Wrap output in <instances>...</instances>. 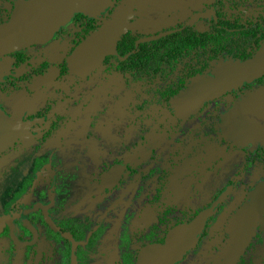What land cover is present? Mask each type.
Segmentation results:
<instances>
[{"label": "flooded vegetation", "instance_id": "obj_1", "mask_svg": "<svg viewBox=\"0 0 264 264\" xmlns=\"http://www.w3.org/2000/svg\"><path fill=\"white\" fill-rule=\"evenodd\" d=\"M127 1L104 0L94 13L75 11L47 39L0 53V107L11 121L10 142L0 150V180L4 181L7 176L10 190L16 181V192L27 191L32 195L26 206L0 208V220L4 218L0 239L5 238L0 240L2 264H122L119 257L111 256L114 248L107 243L128 224L132 225L122 211L136 201H140V210L149 216V221L137 227L131 237L134 241L129 249L131 264H137L142 248L164 243L171 229L191 222L213 205V213L206 219L198 241L173 264L187 256L190 264H204L201 255L192 254L205 242L208 246L218 244L211 262L215 264L232 237L228 231L231 219L264 181V142L240 145L223 128L224 116L233 104L248 92L264 86V71L255 79L204 101L190 113L183 114L173 103L197 75L214 76V68L220 60L244 61L257 54L264 45V0H231L229 7V0H209L202 10L192 9L188 21L180 19L175 25L156 32L152 31L154 27L148 32L140 25L139 3L147 0H134L116 41V50L106 53L87 73L79 74L70 64V55L111 21ZM239 3L248 5L242 8L247 15L228 14L227 8L237 10ZM251 3L257 7H251ZM14 7L13 0H0V24L10 19ZM197 19H210L211 23L207 28H199L194 25ZM220 20L256 31L259 39L254 52L248 57L225 52L210 61L203 71L184 77L173 92L175 77L171 73L159 75L157 49L148 43L180 27L207 30ZM137 28L144 32H137ZM142 43L145 48L132 58ZM50 44L61 46L59 56L48 57ZM72 82L87 83L85 87L90 92L85 100H79L78 87L71 91ZM52 84L59 85L50 88ZM253 84L257 87L252 89ZM131 89L133 100L126 108L130 117L119 128L124 139L122 137L118 147L103 144L97 160L82 157L86 147L78 152L66 147L68 140L83 136L86 131L92 132V120L102 111L99 106L106 105V95L110 92L117 95L116 91L123 94ZM69 91L72 92L70 97L65 95ZM98 91L101 94L97 97ZM228 95L231 99L226 100ZM37 100L41 101L33 109L24 105ZM211 103L214 106L205 111ZM115 117L119 119L118 114ZM47 143L52 147H46ZM58 159L65 169L83 165L81 169L95 176L96 182L84 181L76 173L70 176L63 171ZM256 168L259 175L254 172ZM123 186L127 187L124 191L129 192L127 197L121 195ZM207 188L210 192L204 201L203 191ZM243 188H246L244 198L234 205ZM75 193L83 197H75ZM117 197L120 205L114 202ZM74 198L90 203L98 198L103 202V212L99 213L98 209L93 218L84 211L75 216L61 215L66 214ZM185 202L193 213L171 222L168 229L162 231L166 215L173 213L175 207L179 208L176 204ZM63 207V213L56 212ZM221 212L226 214L221 229L210 231V221ZM121 216V226L117 225L119 219L111 231L110 219ZM256 239L264 243L261 224L254 228V234L233 264L250 263L251 258L256 261L254 264H264V245L257 247L262 253L257 251L242 260L245 250Z\"/></svg>", "mask_w": 264, "mask_h": 264}, {"label": "water", "instance_id": "obj_2", "mask_svg": "<svg viewBox=\"0 0 264 264\" xmlns=\"http://www.w3.org/2000/svg\"><path fill=\"white\" fill-rule=\"evenodd\" d=\"M10 19L0 24V53L22 48L30 43L47 39L75 11L94 13L104 0H13ZM134 0L126 5L98 32L83 41L70 55L72 68L85 74L99 63L104 55L116 50ZM264 71V45L247 60H220L214 76L197 75L188 89L173 100L174 107L184 113L192 112L204 101L250 81ZM10 117L0 107V150L10 142ZM225 132L240 145L253 146L264 142V86L248 92L236 101L224 116ZM214 205L201 211L189 223L171 229L164 243L151 244L141 249L137 264H173L198 241L206 219ZM7 218V217H6ZM4 219V218H2ZM0 220V228L2 225ZM264 228V181L250 193L249 199L237 211L228 225L230 241L218 255L215 264H233L242 248L254 234V228Z\"/></svg>", "mask_w": 264, "mask_h": 264}, {"label": "rangeland", "instance_id": "obj_3", "mask_svg": "<svg viewBox=\"0 0 264 264\" xmlns=\"http://www.w3.org/2000/svg\"><path fill=\"white\" fill-rule=\"evenodd\" d=\"M207 1L209 0H147V1L140 2L139 9L141 11V16L139 20H141L140 25L142 27V30L145 29L147 31L149 30L148 32H150L151 28L154 27L152 31L156 32L157 30L163 29L165 27L167 28V26L169 27V25L170 26L175 25V23L178 22L180 19L182 20L185 19L183 21H188V19H190L191 16L189 18L187 16L190 15L192 9L197 8L199 10H202L205 6V2ZM251 4H252L251 7L253 6L257 7V4L255 3H251ZM227 5L228 7L232 5L231 0L227 2ZM239 6L240 8L237 10H232V8H229V9L227 8L228 14L243 13L244 15H247V12H244L242 8L248 5L247 4L242 5L239 3ZM210 23H211L210 19L208 20L207 19H203V20L197 19L194 22V25H196L199 28H207L209 27ZM140 31H139V28H137V32H140ZM142 32L144 31H141V33ZM60 54H61V46L52 47L51 44L48 46V49H47L48 57L55 58L59 56ZM119 81L120 82L123 81V78L121 77ZM86 84L87 83L81 84V82H78V83L72 82V85H74V87H72L71 91L74 90L75 87H78L79 100H85L86 96L89 95L90 91L89 89H87V87H85ZM58 85L59 84H52L50 88L51 87L55 88ZM256 87H257V84L252 85V89ZM244 89H246V91L249 90L248 87H244ZM71 91H69L65 95L70 97L72 94ZM104 91H106V89H104ZM116 93L117 95L111 92L109 95H106V98H105L107 100L106 105L104 104L103 106H99V108H103V109L99 113V115L95 114L94 116L95 118L94 120H92V123H93L91 124L92 132L89 133L90 131L89 132L86 131L85 132L86 134H84L83 136L79 135L77 138H74V140L73 139L68 140V142L66 143L67 144L66 147L68 149L72 150V152L73 151L78 152L79 150L81 151L82 148L85 149L86 147V150H87L86 154H84L82 157L86 160L87 159L97 160L96 155L101 150L103 144L109 145V148L110 147L116 148L118 147V145L122 143L123 136L121 137L119 128L120 126L124 124L126 119L130 117L126 112V108L128 107V102H130V100H133L132 98L133 89H131V91H126L123 94H121L118 91H116ZM100 94L101 92L99 93L98 91L97 97L100 96ZM228 99H231L230 95L226 97V100ZM40 101L41 100H37L36 102L24 103V105L29 109H33L34 106H36ZM212 106H214V103H211V105H209L205 111H208L209 108H212ZM95 109H97V106H95ZM94 111L95 110H93V112L91 113H94ZM116 114L119 115V119L115 117ZM218 114H220L219 111H217V115ZM133 115H134V112H133ZM45 146L52 147L48 143L45 144ZM64 154H66V152H63L62 155L65 156ZM78 158L79 159L81 158L80 153H79ZM112 159L113 157L111 158L110 161H112ZM58 160L61 162L60 166L63 168V171L68 172L70 176H72L73 173H76V174H79V176L84 181H90V182L92 181L93 183L96 182L95 176L94 177L92 175L90 176L89 173L87 174V171L84 170V168L81 169L83 165H81L80 167H76V168L65 169L62 163V160L61 159H58ZM97 171L100 172V168L99 169L97 168ZM254 172L255 174L259 175L258 168H256ZM1 180H0V205H1L0 208L1 209L12 207V205H14L15 208H21L23 206L28 205L27 202L32 198V195H28L27 191H24V193L16 192L17 190L16 181H14L13 187L10 190V187H9L10 184L7 183V181H10V180L8 179L7 176L4 181H1ZM253 180L255 181V179ZM126 188L127 187L123 186V188L120 189L122 191L121 195L123 197L129 196V192L124 191V190H127ZM245 191H246V188H243V193H241L239 197H236V199L234 200L235 201L234 205H237L238 202L244 198ZM209 192H210V188H207L203 191V195L205 196L204 201H206V197L209 195ZM78 193L80 194L79 188H78ZM74 196L75 197L77 196L79 198L83 197L82 194L81 195L76 194ZM117 199L118 197L114 199V202L117 205H120ZM228 201L229 200H227V202ZM90 204H92V206H90ZM101 204H103V202L102 200L98 198L94 199L93 203H90V201L87 202V201H82L81 199L74 198V201L72 202V204L69 206L68 209H66L65 211L66 214L65 213L61 214L64 212V207L61 210L56 211V212L61 215L75 216L78 212L84 211L85 215L91 214V218H93L94 215L97 214L98 209L101 210V212L99 213L103 212V209H102L103 207L101 206ZM176 205L179 208L175 207L176 209L173 213L169 214L168 216L166 215L165 220L163 221L162 226H161L162 231L168 229L171 222L177 221L178 219L182 217H187L188 214L193 213V211L190 212L189 208L191 207H187V202H185V204L182 203L181 205H178V204ZM129 208L124 209L122 212L123 214H125L127 217L130 218L129 221L130 222L132 221V225L128 224L126 227H124V230L120 231L119 234H117L115 237L112 238V240H110V242L107 243V246L110 245L111 247L114 248V250H111V256L116 255L117 257H119L118 259L122 264H131L132 261L130 260L131 255L129 254V249L134 245V241L132 240L131 237L134 235L137 227L142 226L144 223L149 221V216H146V214L140 210V201H136L134 205L130 209ZM225 217H226V214L224 212H221L220 214L215 216V218H212V220L210 221L211 224L209 225L210 231H213V230L219 231L221 229V226L223 225V221ZM122 218L123 216H121V218L112 217L110 219V225H111L110 230L111 231L113 228H115L114 225L117 221H119V219L120 221L117 223V225L121 226ZM118 230L119 228L117 227L116 232ZM3 239L5 238H1L0 240H3ZM221 240H222V237H221ZM260 241L261 240H258V239L252 241L250 246H248V248L245 250L242 256V260H244L247 256H248L247 258L249 259L250 256L252 254H256L257 251L261 252V249L257 247L259 246L261 247V245H264V243H260ZM217 249H218L217 243L213 244L212 246H208L206 245V242H205L203 245L201 244L200 246L195 248L192 255L194 257H198L199 255H201L202 260H205L204 264H211L213 256L215 252L217 251ZM136 250H137V245H135V251ZM188 258L189 256H187L185 260L181 261L178 264H190V261H187ZM0 259H2L0 260V263L1 264L4 263V259L2 256H0ZM250 261H251L250 263H242V264H254L256 262L252 258L250 259Z\"/></svg>", "mask_w": 264, "mask_h": 264}, {"label": "trees", "instance_id": "obj_4", "mask_svg": "<svg viewBox=\"0 0 264 264\" xmlns=\"http://www.w3.org/2000/svg\"><path fill=\"white\" fill-rule=\"evenodd\" d=\"M256 34V31L250 32L239 25L220 20L207 30L180 27L168 31L148 45L157 49L159 75L171 73L175 77L174 92L180 87L179 82L184 81V77L203 71L210 61L225 52L240 57L250 56L258 45L259 38ZM144 48L145 44L142 43L132 58Z\"/></svg>", "mask_w": 264, "mask_h": 264}]
</instances>
